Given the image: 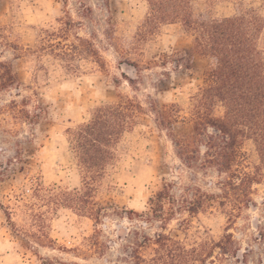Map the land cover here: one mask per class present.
<instances>
[{"label":"rangeland","instance_id":"rangeland-1","mask_svg":"<svg viewBox=\"0 0 264 264\" xmlns=\"http://www.w3.org/2000/svg\"><path fill=\"white\" fill-rule=\"evenodd\" d=\"M242 6L256 8L264 19V0H195L196 8L216 16L233 15ZM147 10V0H0V61L9 63L17 75L16 83L0 88V264H125L117 258L121 241L115 230L141 221L130 223L124 212L109 214L97 224L69 208L51 209L43 194L35 193L38 183L63 189L80 186L66 129L86 120L98 104L121 96L143 108L134 128L121 138L119 159L99 191L100 203L142 213L164 181L174 180V195L184 184L194 183L189 180L191 170L175 155L167 131L156 125L151 106L174 102L181 106V115L186 114L191 96L203 84L207 59L196 53L179 63L173 57L163 59L191 47L192 37L178 22L161 25L143 43L135 41ZM56 29L58 36L66 29L61 43H76V36L90 40L100 63L80 58L73 71L65 70L46 44L50 42L46 32ZM261 41L264 48V26ZM23 98L24 106L7 105ZM37 106L45 112L38 123L18 114L22 107L37 112ZM189 129L187 121L174 126L175 133ZM243 150L250 167L259 163L250 141ZM211 179L213 172H198L196 184L209 189ZM252 198L254 204L231 222L226 212L213 207L193 216L178 215L191 221L188 230L176 216L166 231L189 244L207 236L217 240L230 232L240 250L238 259L230 257L226 264H264V170ZM6 212L17 228L44 227L52 242L31 241L32 250L21 247V235L11 227ZM143 224L149 234L160 230L156 221ZM97 228L106 248L90 253L88 239Z\"/></svg>","mask_w":264,"mask_h":264},{"label":"trees","instance_id":"trees-1","mask_svg":"<svg viewBox=\"0 0 264 264\" xmlns=\"http://www.w3.org/2000/svg\"><path fill=\"white\" fill-rule=\"evenodd\" d=\"M147 4L135 41L143 43L161 25L178 22L192 37L191 47L183 50V54L163 59L173 57L179 63L188 61L191 53L207 59L203 84L191 96L186 114L181 115V106L174 102L163 106L153 102L151 106L156 125L167 131L175 155L191 170L189 180L194 183L184 184L181 192L174 195V180L164 181L148 198V209L142 213L99 202L104 180L119 159L121 138L134 128L143 109L138 101L120 96L115 101L94 106L86 120L66 129L81 178L80 186L63 189L38 183L35 193H42L51 209L69 208L97 224L109 214L121 216L124 212L130 223L134 219L141 221L115 230L121 241L117 258L125 264H226L230 257L238 259L240 250L230 232L217 240L207 236L189 244L167 232L166 226L178 215L193 216L213 207L226 212L231 222L243 209L254 204V185L260 182L264 170V48L261 41L264 19L254 7L242 6L233 15L216 16L210 10L196 8L195 0H147ZM64 30L60 36L58 29L46 32L50 37L46 44L53 50V57L64 62L65 70L73 71L75 61L80 58L100 63L98 51L90 40L76 36V43H61L59 39L67 35ZM51 38L56 42H51ZM16 81L11 65L0 61V88ZM9 104L14 108L24 106L26 99L10 100ZM37 107L38 111L32 114L24 107L17 111L21 118L34 124L45 115ZM181 121H187L190 129L175 133L174 126ZM246 141L253 144L259 160L251 167L243 150ZM209 171L215 179L208 180L209 189H203L196 184L197 173L207 175ZM7 218L15 233L21 235V247L32 250L31 241L41 245L52 242L44 227L41 230L17 228L8 213ZM177 219L182 228L189 229L191 221L187 217ZM153 221L159 223L160 230L149 234L142 225ZM100 234L97 228L89 237L90 253L105 250L106 243L99 238Z\"/></svg>","mask_w":264,"mask_h":264}]
</instances>
